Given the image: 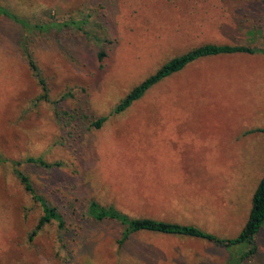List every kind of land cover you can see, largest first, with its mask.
Masks as SVG:
<instances>
[{"label":"rangeland","instance_id":"374dc122","mask_svg":"<svg viewBox=\"0 0 264 264\" xmlns=\"http://www.w3.org/2000/svg\"><path fill=\"white\" fill-rule=\"evenodd\" d=\"M0 4L31 21L90 15L84 30L29 35L0 15V264L166 262L158 256L169 264L202 257L204 264H234L249 244L223 247L141 231L120 246V223L81 215L94 198L134 217L239 236L264 175V52L197 59L124 112L112 111L165 61L195 45L264 50V0ZM102 46L108 51L103 61L97 56ZM26 49L46 81L48 101ZM102 116H108L102 127H93ZM29 156L61 162L51 169L23 162L21 169L39 194L64 210V231L53 221L32 235L43 208L13 170ZM258 246L250 264H264V225Z\"/></svg>","mask_w":264,"mask_h":264},{"label":"trees","instance_id":"16d2710c","mask_svg":"<svg viewBox=\"0 0 264 264\" xmlns=\"http://www.w3.org/2000/svg\"><path fill=\"white\" fill-rule=\"evenodd\" d=\"M0 15L14 22L25 32H27L28 35L37 32L52 34V32L55 30L63 31L64 29H70L72 27L84 30L83 25L90 23L89 14H84L82 18L78 19L71 17L64 20H59L56 17H51V19L47 20L31 21L27 17L21 16L20 14L11 10L9 7H6L2 4H0ZM91 33L92 32L87 31L86 34ZM94 37L97 41H103L106 39H102L101 35H95ZM258 52H264V50L243 43L206 42L199 44V46L195 45L185 52L175 55L168 61H165L160 67L156 69V71L148 75L144 80L134 86L129 91V93H127L126 96L123 97L114 107L112 112H124L136 101L142 98L156 84L160 83L165 78L183 70L191 63L197 61V59L199 60L207 57L235 53L254 54ZM24 55L33 74L42 87L43 92L41 98L48 101V86L34 57L27 49L24 50ZM97 56L101 61H103L108 56L106 46L99 48L97 51ZM63 97H65V95ZM107 118L108 116H102L99 119H94L91 121V125L95 128H101ZM23 162L32 163L47 169L59 166L61 165V162H49L42 156H29L23 160L15 161L13 170L15 175L18 176L20 182L24 185L25 189L32 194L36 201L40 202L43 208V215L41 216L36 228L32 231V235H35L45 224L53 221L58 223V228L60 231L66 230L67 224L64 210L58 207L57 204L54 205L51 201L36 191L30 177L21 169V164ZM81 216L96 222L112 220L120 223L123 227L122 236L119 240L120 246L124 244V242L132 234L141 231L201 237L223 247H232L240 243H247L250 246L249 249L241 252L242 254H239L238 259L234 264H250L252 259L257 256V252L259 250V236L264 225V175L258 184L256 191L254 192L249 218L239 236L235 238L219 237L215 234L206 232L205 230L193 224H181L151 217H134L112 204L104 205L94 198L88 201L85 209L82 211Z\"/></svg>","mask_w":264,"mask_h":264},{"label":"crops","instance_id":"0c3cea01","mask_svg":"<svg viewBox=\"0 0 264 264\" xmlns=\"http://www.w3.org/2000/svg\"><path fill=\"white\" fill-rule=\"evenodd\" d=\"M169 202H177V200H175V199H170V200H168ZM145 258H147V257H145L144 256V259ZM158 259H162L163 261H165L166 260V262L165 263H158V262H155V263H157V264H169V263H171V261L168 259V261H167V259L166 258H163V257H161V256H158ZM165 259V260H164ZM204 258L202 257V258H198L197 260V262H195V263H190V264H204L203 262H202V260H203ZM174 260H175V258H174ZM142 264H150V261H144V263H142Z\"/></svg>","mask_w":264,"mask_h":264}]
</instances>
